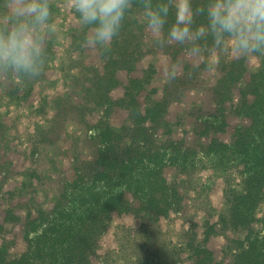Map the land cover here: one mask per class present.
<instances>
[{
  "label": "trees",
  "instance_id": "1",
  "mask_svg": "<svg viewBox=\"0 0 264 264\" xmlns=\"http://www.w3.org/2000/svg\"><path fill=\"white\" fill-rule=\"evenodd\" d=\"M141 2L132 0L110 50L96 48L95 53L88 52L71 64L60 62L57 70L66 88L47 94L35 105V112L46 119L35 124V143L23 152L32 162L18 170L21 178L12 189H3L8 186L11 162L6 153H0L4 198L10 202L14 196L28 195L23 214H15L10 207L4 211L5 221L23 220L26 248L13 257L9 252L11 241L3 238L0 264H105L106 258L97 253L116 215H133L141 219V226L148 227L162 216L180 214L184 207L180 186L205 168L213 169L218 176L238 169L240 185L228 186L223 212L217 222L207 220L205 238L192 236L186 242L189 253L183 264H264V215H255L264 198V54H256L259 65L248 76L245 55L231 56L205 47L202 62H185V71L171 77L179 85L181 79L182 93L199 88L186 85L197 76V70L206 67L212 52L218 57L221 73L202 91L211 93L213 106L206 110L200 107L195 115L193 130L200 142L192 144L184 136L175 137L183 122L171 117L172 100L180 91L171 85L170 74L164 79L167 82L157 83L154 62L140 74L136 72L144 57L155 50L167 55L172 63L182 51L187 55L191 52L175 43L155 46L141 39L151 37L140 20ZM51 4L54 20L58 5ZM85 31L83 28L80 34L71 36L83 42ZM78 41L73 40L71 45ZM47 47L50 53L52 40ZM54 58L48 55L38 77L13 78L16 91H22L16 95L19 101L47 80ZM1 76L9 77L3 72ZM4 84L0 80L3 90ZM118 86H123L124 94L115 98L113 91ZM5 91L12 94V88ZM117 108L128 112V122L119 127L111 119ZM230 114L236 115L238 124L223 137L230 130ZM90 129L97 134L89 136ZM5 166L7 170L2 172ZM170 168L174 170L172 175L166 173ZM218 225L219 231H245L243 239L228 237L230 257L225 252L217 257L207 245ZM176 263L164 248L133 261Z\"/></svg>",
  "mask_w": 264,
  "mask_h": 264
},
{
  "label": "rangeland",
  "instance_id": "2",
  "mask_svg": "<svg viewBox=\"0 0 264 264\" xmlns=\"http://www.w3.org/2000/svg\"><path fill=\"white\" fill-rule=\"evenodd\" d=\"M49 2H55L58 5L54 22L57 24L59 32L57 38L52 40L55 53L52 49L49 56L55 55V58L47 71V80L39 85L36 90L34 89L31 94L26 95L25 99L19 101L16 95L21 94L22 91H16L14 88L16 82L13 78L0 77V80L5 81L4 90L0 86V153H6V157L11 162L8 186H4L3 189H12L18 185L21 178L17 173L18 170L30 165L32 162L29 158L25 157L23 152L24 150H28L31 144L35 143V124L44 123L46 119L44 114L35 112V105L47 94L54 95L58 91H64L66 88L64 86L63 76L57 70L60 62L66 61L68 65L72 63L73 59H78L88 52L95 53L96 50V48L91 47L85 48L83 42L78 41V38L73 39L71 36L72 33L80 34L84 28L79 22L78 15L73 10L72 0H49ZM145 32L151 37L146 36L145 38L141 36V39L150 40L155 46H160L159 43L154 41V38L147 28ZM73 40H77L78 42L71 45ZM182 52L173 63L160 50L148 53L139 63V69L136 74H140L142 68H145L149 62H154L158 67L156 82L162 84L167 82V79H164L173 71L175 75L180 76L185 71V62L190 61L191 63L199 64L203 61L204 53L202 51L199 54L191 53L188 55L185 50ZM227 53L231 56L232 54L238 56L232 52ZM207 57L206 67L197 70V76L193 79L190 78L193 81H190L186 85L198 86V89H191L189 91H183L182 93L181 89L183 85L181 79V84L179 85V81L172 79V76H170L172 79L171 85L177 86L175 91H180L181 94V96L179 94L172 100L173 102L170 108L171 117L173 119L179 117L183 122V125L178 127L174 136L179 138L184 136L192 144L200 142L193 130L195 115L200 107L206 110L213 106L211 93L202 94V91L210 87L220 77L221 73L220 66L217 63L218 57L215 52H212ZM244 63L247 68L246 76H248L250 72L256 71L259 65V58H257L256 54L246 55ZM172 68L173 71L169 72ZM11 88L12 94L5 91L11 90ZM123 94V86H118L113 91L115 98L121 97ZM180 99L183 100L182 103ZM127 118V110L118 108L111 116L113 124L117 127L128 122ZM229 123L230 130L223 134V137L229 136L232 127L238 124L236 115H229ZM185 130H187L186 133ZM61 166L60 163V166L58 165L59 170L62 168ZM4 168L2 172L7 170L6 166ZM166 173L172 175L174 174V170L172 168L166 169ZM240 180V171L238 169H232L225 176H218L211 168L201 170L188 183L180 186L181 193L184 196V207L180 214L172 213L168 216H162L148 227L141 226V219L135 218L133 215H116L109 224L106 234L100 240V247L97 254L101 258H106L105 264H133V261L138 256L150 255L164 248L169 251L172 260L177 262L176 264H183V260L189 253L186 242L192 236L200 240L205 238V232L208 229L207 220L210 223L218 221L219 214L223 212L226 205V191L228 186L238 187ZM27 197L28 195L25 197L14 196L8 202L4 198L2 189H0V224H3V227L0 228V240L4 238L11 241L9 252L13 257L20 255L26 248L22 231L23 220L18 221L10 218V220L5 221L4 211L10 207L14 209L15 214H23L26 208L24 200ZM255 215L257 218H261L264 215V198L260 206L255 210ZM218 228H220L219 225L217 227L218 231H212L213 234H210L208 237L207 245L214 251L217 257H220L223 252L228 255L226 257H230L229 255H231L232 250L227 247L229 242L228 237L243 239L245 231L224 232L222 229L219 231ZM178 255L179 259L177 257ZM189 261L191 262V260L186 259V262Z\"/></svg>",
  "mask_w": 264,
  "mask_h": 264
},
{
  "label": "clouds",
  "instance_id": "3",
  "mask_svg": "<svg viewBox=\"0 0 264 264\" xmlns=\"http://www.w3.org/2000/svg\"><path fill=\"white\" fill-rule=\"evenodd\" d=\"M72 7L86 29L83 46L106 52L132 0H72ZM139 15L162 45L175 43L193 54L205 47L245 56L264 54V0H142ZM53 16L49 0H0V72L10 78L42 74L47 45L59 32ZM96 134L95 129L88 132Z\"/></svg>",
  "mask_w": 264,
  "mask_h": 264
}]
</instances>
